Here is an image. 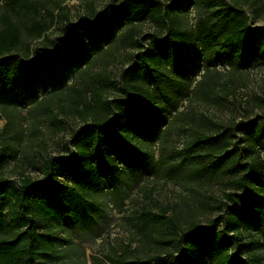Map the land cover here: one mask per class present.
Instances as JSON below:
<instances>
[{
	"label": "rangeland",
	"instance_id": "1",
	"mask_svg": "<svg viewBox=\"0 0 264 264\" xmlns=\"http://www.w3.org/2000/svg\"><path fill=\"white\" fill-rule=\"evenodd\" d=\"M21 1L32 3L38 12L27 11ZM111 1L66 0L55 5L48 0H16L12 4L0 0V29L4 19L17 29L19 44L12 53L40 72L39 83L29 87L25 107L0 106L3 179L17 186L25 179L42 180L45 158L65 155L64 144L84 121L107 116L102 107L90 112L93 90L104 96L102 100L139 94L142 101L161 112L156 123L165 121L160 129L156 125L155 131L130 136V146L144 154L141 160L132 161L114 147L105 153L112 175L94 164L96 180L92 185L81 182L82 189L76 194L79 202L82 196L86 203L82 220L66 222L62 210L50 219L37 218L40 241L36 262L109 264L110 259L118 258L131 264L184 253V264H222L233 245L218 244L205 251L194 247L191 255L180 240L195 226H212L216 231L227 229L230 235L237 233L242 259L264 264V225L249 209H243L241 216L238 213L241 195L264 199V143H254L257 134L249 126L264 127V52L243 56L241 49L217 55L203 42L201 32L224 13V5L218 0H187L185 4L193 7L199 22L197 29L191 27L193 14L189 12L178 14L174 24L189 35L188 55L177 67L159 54L146 57L147 66L136 69V89L141 91L131 89L123 94L116 82L120 71L131 65L129 28L121 29L117 38H101L106 50L93 47L83 59L64 52L56 41L64 37V27ZM223 1L245 17L252 29H264V0ZM50 19L44 36L36 38L27 32L31 20ZM157 31L143 24L133 35L144 44L142 38ZM44 49L59 52L58 57L47 59ZM82 63L85 69L80 68ZM197 63L206 67V73L201 84L193 86L190 74ZM168 73L175 81L166 91L174 110L162 102L154 85L156 79L160 87V75ZM56 77L61 81L58 89L53 88ZM216 135H222L217 147L196 144L201 136ZM224 147L231 152L226 158ZM57 181L74 188L67 179L58 176ZM62 200L70 206L65 195ZM12 236L14 233L6 231L0 239Z\"/></svg>",
	"mask_w": 264,
	"mask_h": 264
},
{
	"label": "trees",
	"instance_id": "2",
	"mask_svg": "<svg viewBox=\"0 0 264 264\" xmlns=\"http://www.w3.org/2000/svg\"><path fill=\"white\" fill-rule=\"evenodd\" d=\"M2 1L12 4L16 0ZM48 1L58 5L66 0ZM70 1L89 3L90 0ZM185 2L187 0H112L98 12L92 9L91 15L80 16L77 22L64 27V37L56 41L64 52L75 54V57L80 59L88 55L93 47L106 50L101 38H117L121 29L129 28L133 51L130 56L131 65L120 71L119 80L116 82L117 90L123 94L131 89L141 91L136 89L135 81L139 78L136 69L142 64L147 66L146 57L159 54L163 58H169L172 66L177 67L184 55L187 56L189 53V35L174 24L177 23L175 20L178 14L189 12V15L193 14L194 23L191 27L197 29L199 22L192 10L193 7L186 5ZM218 2L224 5L225 11L201 32L206 46L217 55L233 53L241 49L244 50L241 53L243 56L246 53L264 52V29H252L247 19L240 16L234 8L227 6L223 0ZM20 4L32 14L38 12L32 3L21 1ZM47 14L52 17L51 13L47 12ZM51 21L52 19L49 22L31 20L26 30L30 35L40 38L50 28ZM143 24H150L158 30L156 35L142 38L144 44L133 35L136 28ZM18 44L15 25L10 20L4 19L0 29L1 107H25L30 97L29 87L34 88L40 80V72L35 65L21 60L12 53L17 49ZM58 54L59 52L44 49V56L47 59L58 57ZM5 55L7 57H4ZM36 60L39 62V57ZM80 68L85 69V63H82ZM205 73L206 67L202 63L194 65L190 74L193 86L201 84L200 81ZM160 77L161 86L158 87L156 79L154 85L159 91L162 102L174 110L166 91L175 81L170 73ZM53 81L54 89L61 87L59 77L54 78ZM92 97L94 100L88 104L90 112L102 107L107 116L93 117L88 122L84 121L83 125L74 131L69 143L64 144L65 155L45 158L42 180L32 182L25 179L17 186L15 182L0 176V234L6 231L14 233L12 237L0 239V264H38L36 260L40 238L37 232V218L50 219L57 210H62L65 213L62 217L66 222L72 219L82 220L83 214L87 213L83 207L86 203H83L85 200L81 196V204L76 194L78 189H82L81 182L92 185L96 180L97 169L94 168V164L97 167L103 166L106 174L112 175L113 171L108 167L105 153L111 150L109 148L114 147L119 154L126 155L132 161L141 160L144 154L138 148L130 146V136L132 134L136 136L138 132L142 133L145 130L155 131L165 124V121L156 123L161 112L142 101L139 94H130L129 99L102 100L104 96L93 90ZM249 126L257 134L254 143H264V127ZM221 139L222 135L201 136L196 144L217 147ZM230 153V150L224 147L223 157L226 158ZM2 165L3 159L0 158V168ZM58 176L71 181L74 188L66 183L60 184L57 181ZM62 195L70 201V206L62 200ZM238 199L241 205V210L238 211L240 216L243 209H249L259 216V222L264 225V199L253 200L247 195H241ZM47 240L50 241V238ZM180 240L186 246L184 249L191 255L194 247H200L205 251L218 244L233 245L234 250L224 257L222 264H254L252 259H242L240 236L237 233L230 235L227 229L216 231L212 226H195L188 235H182ZM51 245L49 243V246ZM186 259L184 253H179L176 258L166 259L155 256L144 263L136 261L131 264H184ZM109 264H125V262L114 258L110 259Z\"/></svg>",
	"mask_w": 264,
	"mask_h": 264
}]
</instances>
